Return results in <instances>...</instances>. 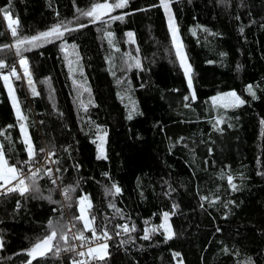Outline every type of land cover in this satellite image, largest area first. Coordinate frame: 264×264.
Returning a JSON list of instances; mask_svg holds the SVG:
<instances>
[{
	"label": "trees",
	"instance_id": "trees-1",
	"mask_svg": "<svg viewBox=\"0 0 264 264\" xmlns=\"http://www.w3.org/2000/svg\"><path fill=\"white\" fill-rule=\"evenodd\" d=\"M103 2L0 0V8L19 21V37L61 22L72 29L31 51L22 46L38 93L14 82L26 120L17 119L0 79V145L8 165L30 175L45 154L50 159L39 173L40 193L0 196V264H248L249 258L264 264V0H173L195 100L173 60L163 12L153 7L159 1L129 0L126 8L95 23L78 11ZM121 15L123 20L111 19ZM2 16L0 46L13 45ZM0 60L7 65L0 75H7L20 57L14 48H0ZM229 92L246 103L238 108L213 103V97ZM21 123L37 152L26 165ZM101 136L103 155L97 153ZM49 168L56 184L45 175ZM113 184L119 194H112ZM65 189H74L70 200ZM49 195L55 203L39 198ZM85 196L96 236L107 231L112 237L106 243L109 255L94 259L87 250L83 256H57L53 249L29 256L51 233L50 220L66 226L67 234V241L58 236L51 243L60 249L69 244L68 226L77 222L76 207ZM165 212L175 234L167 242L160 230ZM121 222L135 231L115 238ZM146 229L149 239L142 238ZM83 234L93 237L90 230Z\"/></svg>",
	"mask_w": 264,
	"mask_h": 264
},
{
	"label": "snow or ice",
	"instance_id": "snow-or-ice-1",
	"mask_svg": "<svg viewBox=\"0 0 264 264\" xmlns=\"http://www.w3.org/2000/svg\"><path fill=\"white\" fill-rule=\"evenodd\" d=\"M128 3H129V0H113V2H111V3L109 2V0H104L103 3H94L89 10L85 11V10H79L78 9V11L80 12V15L92 18V22L95 23L97 20H101L103 15H107L110 12L115 11L116 9L126 8ZM172 3H173V0H159V5H153V7L160 6L164 9V12L168 18L169 32H170V35L172 37L173 46L176 49V56H177L178 60L180 61L181 68L184 70V75L187 79L188 87L191 90V99L195 100L196 99L195 91L192 90L193 89L192 76H191L192 68H191V65L187 62V55L183 51V44L178 41L179 29H178V26L176 25L175 17L172 15V12H171V4ZM140 11H147V9H140ZM0 12H2L4 14V19L9 21L8 28L11 31V35L15 38V44L3 45V46H0V48H3V49L14 48L15 49L16 56L20 57L19 63L21 66L24 67L25 75L28 77V84H29L30 88L32 89V93H33V95H38L35 88L33 87V82L31 80L30 73L28 72V69L26 67L28 61L25 57L22 56V46L27 45V47L23 48V51H31L34 48L42 47L46 43H52L54 40L61 39L65 35L66 32H69L72 29H69L66 24L61 22V23L52 25L50 29L43 31V32H39L36 35L30 36V37H28V36L19 37L18 30H17L18 25H19V21L11 19L9 12L6 9L0 8ZM125 15H127V13H125ZM77 19H78V17H77ZM111 19L112 20H123V16L122 15L121 16H111ZM13 25H16V27H13ZM79 27L83 28V27H86V25L81 24V25H79ZM241 32H243V29H241ZM106 35L110 37L112 35V33H106ZM126 35L128 37L134 36V34L132 32H128V33H126ZM63 47L64 46L62 45V50H63ZM73 47H75V46H73ZM69 63H71V62H69ZM136 66L140 67L139 61H137ZM5 67H7L5 62L0 60V69H4ZM10 77H16L17 79L20 78L17 74L15 67H12V69L8 75H0V79H2L5 82V86L9 89V96L12 99V104H13V108L16 111L17 119L19 121H23V120H26L27 118L20 111L19 102L17 101V99L14 95V89H12L10 84H9V78ZM247 91L249 92V94L252 96L253 99L256 98V93L253 91L252 85L247 86ZM222 95L231 96L234 98V100L231 102L230 105H228V104L221 105L223 107L231 106V107L238 108V107H240L246 103V101L244 99H242L240 96H238L235 92L226 93V94H222ZM184 99H185V101L189 100V96H185ZM217 99H218L217 97L212 98L214 104L216 103ZM185 106L187 107L188 105L186 104ZM128 119L129 120L132 119L131 113L128 115ZM219 122L220 121H218V123ZM261 124L264 125V120L261 121ZM8 127H12V125H9ZM20 130H21L22 135L24 136L23 142L26 145V152L28 155V160L23 162V164L26 165L29 162L34 160V158L37 155V152L35 150L34 145L32 144L31 137L28 135L27 129L25 128V125L23 123L20 124ZM262 134H264V133H262ZM0 135H4V133L0 132ZM181 139H183V138H181ZM40 151L43 152L44 149H40ZM50 155H54V153H50ZM4 157H5V153L3 151V146L0 145V181H4V184H0V196L6 197L7 195H10L11 193H14V192H18L19 195L22 197L29 194V193H32V192L40 193L38 180L41 178L39 175V173L41 172V169L37 168L34 171L30 169L29 171L31 174L26 175L23 172L22 167H17L16 165H8V162L5 160ZM102 158H105V157H103L102 155L97 156V159H102ZM56 171L59 172L60 170L56 169ZM5 172H7L9 175L5 176ZM260 174L264 175V173H260ZM45 175H47L49 178H51V182L53 184L56 183V180L58 179V177H56V178L52 177V169H50V168L46 169ZM12 181H18V183L16 185H12ZM227 181H228V184L231 186L233 191L237 190V185L235 183H233V177L231 175H229L227 177ZM6 185H12V186L6 187ZM112 188L115 189V193H112V194H119L121 192V189L115 184L112 185ZM69 191H74V189H65L64 193H63L65 196V199H67V200L71 199V197L69 195ZM39 198L47 199L50 202L55 203V201H52V198L50 195L47 197L40 196ZM201 199L206 200L207 197H201ZM87 200H88V198L86 196L80 198V201H79V203L81 204V207L79 209L80 216L75 218L76 220H83L84 221V229L81 230L79 232V235L76 237L82 241L88 239L87 237L84 236V234H83L84 231L90 230V231H92L93 236L94 237L96 236V229L94 227L95 217L86 218V216H85L86 209H85V207H83V204ZM212 202L214 203L215 201H212ZM68 206L71 207V204H69ZM110 206L114 207V205H110ZM201 206L203 207V205H201ZM19 207H20V202L17 201V209H19ZM90 207H91V204L89 202L88 208H90ZM174 207H178V206L174 205ZM54 211H55V209H54ZM117 211H119V210H117ZM168 216H169V213L165 212L164 213L165 219H167ZM48 226L51 229V233L49 235L45 236L43 240L38 241L33 246V248L28 251V255L31 256L33 259L36 258V256L33 255L34 253L38 254L39 256H45L46 252L53 251V249L55 250L56 253H59L62 249H60L58 246L51 243L56 237L59 236L60 239H64L65 241H67V234L65 232L66 226H63V225L57 226V225L53 224V222L51 220L49 221ZM72 227L75 228L76 225L73 224ZM117 227L121 228L124 232L135 231V226H132L131 228H129L128 225H117ZM217 230L219 231V229H217ZM151 231L155 232L156 229H152ZM116 235L119 236L120 232H117ZM174 235L175 234L169 230L168 234L165 236V242L172 239ZM103 237L105 239H111L112 238L111 236H109L107 231L103 232ZM142 238L143 239H149L150 238L147 229L145 230V235ZM123 243H127V241H124ZM0 247H2V244H0ZM107 248H108L107 244L99 245L98 249H103L104 252H103V254L95 256L93 258L99 259V260H104L105 257L107 255H109V253L106 251ZM98 249H93L92 247H89L88 253L92 254L94 252H97ZM75 250H76L75 247H69V248L63 249V251H75ZM225 251H227V249H225ZM78 254L81 256L84 255L83 252H79ZM179 255H180L179 253H173L174 257H178ZM28 264H32V261L29 260ZM73 264H77V262L74 261ZM248 264H252L250 258H249Z\"/></svg>",
	"mask_w": 264,
	"mask_h": 264
},
{
	"label": "rangeland",
	"instance_id": "rangeland-1",
	"mask_svg": "<svg viewBox=\"0 0 264 264\" xmlns=\"http://www.w3.org/2000/svg\"><path fill=\"white\" fill-rule=\"evenodd\" d=\"M158 1H159V0H158ZM111 2H113V0H111L110 3H111ZM160 8H161V10H162V12H163V15H164V18H165V23H166V26H167V29H168V32H169L168 18H167V16H166L165 12H164V9H163L162 7H160ZM116 10H117V9H116ZM113 12H114V11L110 12L109 14H107V16L111 15ZM105 16H106V15H103V17H105ZM103 17H102V18H103ZM89 19L92 21V18L89 17ZM2 23H3L4 32L7 34V36H9V37H13V36L11 35V31H10L9 28H8V23H9V21L5 20V19H4V16H2ZM13 27H15V25H13ZM169 36H170V41H171V46H172L173 60H174V62L177 64L178 68L180 69V71H181V73H182V75H183V77H184V80H185L186 86H187V88L189 89L187 79H186V77H185V75H184V70L181 68V66H180V61L178 60V58H177V56H176V49H175L174 46H173L172 37H171V35H170V32H169ZM178 41L180 42L179 38H178ZM26 67H27V66H26ZM16 71H17V74H18V76H19L20 78H19V79H17L16 77H10V78H9V84H10V86H11L12 89H14V82H15V81H20V82H22L24 85H27V84H28V77L25 75L24 67L20 65L19 61H17V63H16ZM7 75H8V74H7ZM2 83H3V85H4V88H5V91H6L7 97H8V99H9L10 105H11V107H12V110H13L14 114L16 115V111H15V109L13 108L12 99H11L10 96H9V89L5 86V82H4L3 80H2ZM189 91L191 92L190 89H189ZM229 93H231V92H229ZM78 94H79V97H80V100H79V99H78V100L81 101V102L84 101V99H85V97H86V93L84 92V90H83L82 88H81V90H78ZM14 95H15V94H14ZM46 95H47L48 98L51 97V92H50V90H47V91H46ZM216 97L218 98L217 101H216V103H219L220 105H225V104L230 105L231 102L234 100V98L231 97V96L219 95V96H216ZM81 105L84 106L83 103H82ZM16 117H17V116H16ZM19 130H20V128H19ZM20 133H21V130H20ZM21 138H22V141H23V140H24V136L22 135V133H21ZM97 153H98V154H102V153H103V136L97 138ZM102 155H103V154H102ZM8 175H9V174H8L7 172H5V176H8ZM0 183H4V181H0ZM79 201H80V200H79ZM79 201H78V204H77V207H76V214H77V217L80 216V211H79V209H80V207H81V204L79 203ZM83 207H85V209H86L85 216H86V218H88V216H87V208H88V206H87V203H86V202H84ZM76 221H77V222L75 223V225H76L75 228L72 227V225H73L72 222H71V223L69 224V226H68V229L71 230V232L69 233V237H70V238H69V241H70L69 244H71V243L73 242V240H72V238H73L72 231H73L74 233H76L77 230L80 232L81 230L84 229V221H83V220H76ZM76 229H77V230H76ZM75 230H76V231H75ZM160 230L162 231V233H163L164 236H166V235L168 234V231H169V230L171 231V227H170L169 221H168V219H165V217L162 219V223H161V225H160ZM84 232H85V231H84ZM75 236L77 237V235H75ZM69 244H68V245H69ZM66 248H68V247H66ZM93 249H98V247H97V248H93ZM103 252H104L103 249H98L97 252H94V253H92V254H89V253L87 252V255H89V256L91 255V256L95 257V256H98V255L103 254ZM176 264H181V263H176Z\"/></svg>",
	"mask_w": 264,
	"mask_h": 264
},
{
	"label": "built area",
	"instance_id": "built-area-1",
	"mask_svg": "<svg viewBox=\"0 0 264 264\" xmlns=\"http://www.w3.org/2000/svg\"><path fill=\"white\" fill-rule=\"evenodd\" d=\"M16 26V25H15ZM47 165H50V159L47 157V155L45 154L43 159L41 160V162L34 168H31V170H35L37 168L43 170L45 168H47ZM53 178H56L55 176H52ZM57 181V180H56ZM18 183V181H12V185H16ZM56 184V183H55ZM12 185H6L7 186H12ZM117 225H128L127 222H121ZM117 225L115 226V238H119L121 236H123L124 234H126L127 232H124L121 228H118ZM129 226V225H128ZM71 232V230H67V233L69 234ZM117 232H120V235L117 236L116 233ZM72 234H73V242L69 245H66L62 248V250L57 253V256H62V255H79L78 253L79 252H86L88 250L89 247H98L99 245H102V244H106L110 241V239H105L103 237V234H98L97 236H93V237H90L86 240H80L78 238H76L74 232L72 231ZM66 247H75V251H63V249H65Z\"/></svg>",
	"mask_w": 264,
	"mask_h": 264
}]
</instances>
